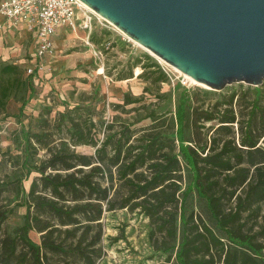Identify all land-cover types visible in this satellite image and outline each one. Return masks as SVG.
I'll use <instances>...</instances> for the list:
<instances>
[{
  "label": "trees",
  "instance_id": "obj_1",
  "mask_svg": "<svg viewBox=\"0 0 264 264\" xmlns=\"http://www.w3.org/2000/svg\"><path fill=\"white\" fill-rule=\"evenodd\" d=\"M136 67L143 94L125 93L109 120L95 121V107L81 99L14 137L17 154L0 161L8 165L0 196L10 192L15 203L0 206V227L25 212L0 239V264H52L49 255L95 264L100 220L117 210L147 219L155 264H264V82L217 96L179 86L161 92L167 73L148 55L116 80ZM21 86L16 77L0 86V110ZM238 93L245 108L234 102ZM18 101L22 114L26 102ZM81 146L93 154L76 153Z\"/></svg>",
  "mask_w": 264,
  "mask_h": 264
},
{
  "label": "rangeland",
  "instance_id": "obj_2",
  "mask_svg": "<svg viewBox=\"0 0 264 264\" xmlns=\"http://www.w3.org/2000/svg\"><path fill=\"white\" fill-rule=\"evenodd\" d=\"M57 34L52 51L40 59L36 66L25 62L19 68L17 75L0 74V86L15 77L23 85L25 84L12 90V96L7 100L4 110H0V161H9L11 154H17L13 139L21 127L35 130L41 125L39 123L41 118L51 121L56 113L82 105L81 99L86 100L85 105L95 107L93 114L95 121L109 120L117 113L114 111L115 106L122 103L125 93L135 97L143 94L146 84L137 78L140 68L133 69L132 78L116 80L119 75L127 72L129 64L142 55L151 57L167 73L168 81L160 85L161 92H172L175 86H179L189 91H207L217 96L218 93L228 94L229 90L234 88L248 87L245 84H232L218 92L196 82L192 83L185 79L182 73L157 59L131 39H127L113 26L100 23L94 17L90 27L77 25L75 31L64 29ZM93 34L97 44L90 40ZM118 41L123 44H118ZM24 58L30 59L27 54ZM2 64L0 62V67ZM27 69L31 70V74L27 73ZM149 98L146 95L147 102ZM236 99L238 103L240 101L242 108L246 107L248 100L242 101L241 94L238 93L234 102ZM18 100L26 102L22 114H19ZM97 101L98 103H95ZM213 101L214 99L211 103ZM145 124L147 122L141 125ZM75 151L81 154H93V149L86 146L76 147ZM34 176L35 174L31 175ZM7 177L8 165L2 163L0 181L7 183ZM29 183L30 180L23 182L26 191ZM10 188L11 186L8 185L7 189ZM14 203L10 192H4L0 196L2 209L8 210ZM24 212V208L17 209L14 215L1 225L0 239L11 227L19 225L20 216ZM100 222L101 240L98 245L100 255L95 259V264H155L159 260L148 239V221L138 213L126 210L105 212ZM30 238L36 243L39 242L38 235L34 232L30 233ZM48 257L49 263L52 264H83L76 256L49 255Z\"/></svg>",
  "mask_w": 264,
  "mask_h": 264
},
{
  "label": "water",
  "instance_id": "obj_3",
  "mask_svg": "<svg viewBox=\"0 0 264 264\" xmlns=\"http://www.w3.org/2000/svg\"><path fill=\"white\" fill-rule=\"evenodd\" d=\"M197 84L264 82V0H79Z\"/></svg>",
  "mask_w": 264,
  "mask_h": 264
},
{
  "label": "built area",
  "instance_id": "obj_4",
  "mask_svg": "<svg viewBox=\"0 0 264 264\" xmlns=\"http://www.w3.org/2000/svg\"><path fill=\"white\" fill-rule=\"evenodd\" d=\"M0 15L4 18L1 26L25 24L33 34L29 62L34 66L52 51V38L60 30L75 31L77 25L90 27L93 17L109 24L79 0H0ZM27 73L31 74V70L27 69Z\"/></svg>",
  "mask_w": 264,
  "mask_h": 264
},
{
  "label": "crops",
  "instance_id": "obj_5",
  "mask_svg": "<svg viewBox=\"0 0 264 264\" xmlns=\"http://www.w3.org/2000/svg\"><path fill=\"white\" fill-rule=\"evenodd\" d=\"M3 22L4 18L0 15V62L2 65H16L20 68L30 60L24 58V55L27 54L29 58L32 55L33 34L27 30L25 24L6 27L1 26ZM57 35L52 38L53 44Z\"/></svg>",
  "mask_w": 264,
  "mask_h": 264
},
{
  "label": "bare ground",
  "instance_id": "obj_6",
  "mask_svg": "<svg viewBox=\"0 0 264 264\" xmlns=\"http://www.w3.org/2000/svg\"><path fill=\"white\" fill-rule=\"evenodd\" d=\"M121 33V32H120ZM129 39V38H128ZM130 40V39H129ZM137 44V43H136ZM138 45V44H137ZM185 79H188L190 82L195 83L190 77L183 75Z\"/></svg>",
  "mask_w": 264,
  "mask_h": 264
}]
</instances>
